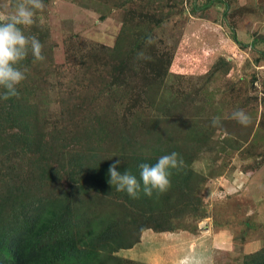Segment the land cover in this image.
<instances>
[{
	"label": "trees",
	"instance_id": "16d2710c",
	"mask_svg": "<svg viewBox=\"0 0 264 264\" xmlns=\"http://www.w3.org/2000/svg\"><path fill=\"white\" fill-rule=\"evenodd\" d=\"M103 1L126 14L113 47L93 45L71 54L77 69L67 87L73 99L67 123L49 132L41 125L34 96L41 79L35 71L48 73L46 64L52 60V47L41 37L45 59L35 60L29 50L21 62L27 71L18 95L0 99V264H126L113 255L135 246L142 233L173 232L175 221L198 214L207 178L192 165L204 152L222 144L225 150L229 141V150H238L249 145L256 127L264 131V99L258 122L257 116H250L247 126L231 119L233 111H248L258 98L248 96L245 83L243 91L231 86L237 101L217 102L208 89L200 105L194 104L197 92L164 95L171 55L158 51L152 33L183 0ZM260 41L264 44L259 38L251 47ZM261 53L264 60V49ZM226 63L223 58L217 62L227 74ZM217 106L231 114L221 115ZM215 117L221 124L214 127ZM88 127L94 135L98 132L92 139L99 146L83 141ZM217 131L228 138L219 143ZM18 152L25 160L31 153L25 170V164L14 163ZM172 152L184 163L170 170L171 186L163 193L154 189L145 195L141 181L133 198L109 182V166L117 160L118 171L127 170L139 180L141 164H155ZM64 158L70 171L61 184L54 167ZM15 170L19 173L14 175ZM243 264H264V247L246 254Z\"/></svg>",
	"mask_w": 264,
	"mask_h": 264
},
{
	"label": "rangeland",
	"instance_id": "374dc122",
	"mask_svg": "<svg viewBox=\"0 0 264 264\" xmlns=\"http://www.w3.org/2000/svg\"><path fill=\"white\" fill-rule=\"evenodd\" d=\"M7 2L11 7L16 0ZM43 3L45 8L36 12L34 23L22 27L26 35L41 37L52 47V60L45 68H49V72L35 71L41 81L35 82L37 91L34 94L44 122L41 125L49 132L52 126L61 127L67 123L69 107L73 103L67 87L73 81L77 66H73L71 54L78 49L88 50L93 45L113 47L126 11L109 7L103 0H43ZM177 4L175 14L152 33L158 51L171 55L164 95L182 96L197 92L194 104L200 105L206 93L204 89H208L214 92L217 102L221 98L237 101L238 98L231 95V86L243 91L241 86L245 83L248 96L258 98L255 103L249 101L252 106L244 111L253 118L257 116L258 122L263 113L260 100L264 99L261 53L264 44L260 41L250 49L241 42L242 37L243 41H249L251 36L254 40L264 38L261 31H250L247 23L250 20L255 23L254 28L262 29L264 9L259 7L262 1L183 0L181 5ZM243 32H246L245 37ZM221 58L229 65L227 74L225 67L217 64ZM238 103L234 105L238 106ZM217 109L223 116L231 114L229 108L217 106ZM262 122L263 118L260 119ZM83 134L86 135L83 141L93 142L94 147L100 145L97 138L96 141L92 139L95 136L93 129L88 127ZM214 136L219 143L228 138L218 131ZM251 140L249 145L238 150H229L230 141L225 150L223 144L215 145L193 163L192 168L207 178L202 184L205 185L201 192L203 201L196 216L175 221L173 232L148 231L144 236L142 233L135 246L120 249L113 256L127 261L126 264H179L184 257L198 256L202 264H243L246 254L264 247V131L256 127ZM25 157L26 160L22 159L21 152H18L14 162L18 166L25 164L24 170L31 153ZM54 168L59 173V183L62 184V178L69 179L66 174L70 167L65 158ZM18 173L19 170H15L14 175ZM210 218L216 225L212 230H204L206 223L210 225ZM197 226L205 235H200Z\"/></svg>",
	"mask_w": 264,
	"mask_h": 264
},
{
	"label": "clouds",
	"instance_id": "9594fccd",
	"mask_svg": "<svg viewBox=\"0 0 264 264\" xmlns=\"http://www.w3.org/2000/svg\"><path fill=\"white\" fill-rule=\"evenodd\" d=\"M43 0H16L13 6H9L7 0H0V99L8 100L17 96V86L26 78V68H21V62L29 54L37 61L45 59L42 54L43 45L36 36L26 35L23 27L34 23L37 11H43ZM23 26V27H22ZM143 56V54H138ZM231 119L241 125L247 126L251 118L243 109H237L231 114ZM220 118L215 117L212 125L219 126ZM183 159L178 153L172 152L161 156L155 164H141L139 167L140 179L129 171H118L120 160L109 166L108 174L110 184H115L117 191H126L135 198L141 190V181L145 195L151 196L153 190L163 193L171 186V169L183 166ZM179 264H202V261L194 257H184Z\"/></svg>",
	"mask_w": 264,
	"mask_h": 264
},
{
	"label": "crops",
	"instance_id": "0c3cea01",
	"mask_svg": "<svg viewBox=\"0 0 264 264\" xmlns=\"http://www.w3.org/2000/svg\"><path fill=\"white\" fill-rule=\"evenodd\" d=\"M249 1V0H248ZM260 1H262V4H260L259 5V7L260 8H263L264 9V0H260ZM254 10H256V8H253ZM259 11H261L260 9H258ZM247 23H249V25L247 24ZM246 24L249 26V29H250V31L252 30V32H260L261 31V33L264 35V23H263V26H262V29L261 30H258V29H256V28H254V25H255V23L254 22H252V21H250V20H248V22H247ZM244 35V37L246 36V32H243V34H242V36ZM241 36V37H242ZM248 37V36H247ZM251 38V39H250ZM254 42V39H253V36H251V37H249V41H243V37H242V42L241 43H243V44H246L250 49L252 48L251 46H252V43ZM229 57V56H228ZM229 58H231V57H229ZM227 59V58H226ZM227 60H229V59H227ZM204 187H205V185H204ZM210 187H212V188H214L213 186H210ZM208 219V218H207ZM214 220L212 221L211 220V218H210V225L209 224H205V226L203 227L204 228V230H206L207 228L208 229H210V230H212L211 228H213L214 227ZM199 231H200V235L201 234H203V232L199 229ZM202 232V233H201ZM146 233H148V231L147 232H144L143 233V236L146 234ZM209 233V232H208ZM203 235H205V233L203 234ZM201 237H203V236H201ZM203 249V248H202ZM202 253H205L204 251L202 252ZM202 255V254H201ZM202 257H207L206 255H203ZM198 258H199V256H198ZM204 260V259H203Z\"/></svg>",
	"mask_w": 264,
	"mask_h": 264
}]
</instances>
